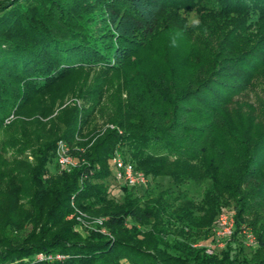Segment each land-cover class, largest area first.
Masks as SVG:
<instances>
[{"label":"trees","instance_id":"obj_1","mask_svg":"<svg viewBox=\"0 0 264 264\" xmlns=\"http://www.w3.org/2000/svg\"><path fill=\"white\" fill-rule=\"evenodd\" d=\"M194 7L229 21L219 50L223 55L214 63L211 78L178 94L176 102H167L170 112L146 117L144 111L121 103L109 118L114 128L89 130L97 106L93 102L87 109H65L57 117L64 129L55 127L46 139L19 131L23 109L48 88L85 70H115L128 58L125 47L101 45L106 34L97 36L99 22L91 15H100L98 21L116 43L145 45L156 34L165 8L184 12ZM251 22L254 37L248 34ZM255 87L264 92V0L1 1L0 133L6 125L17 133L0 149V184L8 186L0 191V264H264V230L249 259L232 252L233 241L219 253L193 247L201 239L214 241L213 234L205 236L225 203L236 204L233 234L240 233L243 192L257 176L259 158H264V131L257 132L264 103L253 108L255 104L239 98ZM179 103H187L196 119L177 118ZM227 112H240L245 123L241 132L221 130ZM58 141L66 144L76 165L50 174L46 165L55 159ZM9 148L14 151L7 157ZM224 149L240 157L236 166L219 161ZM26 152L32 162L23 157ZM116 153L146 176L144 186H121L115 173L116 184L107 183ZM158 178L172 186L152 189ZM187 182H209L200 201L179 190ZM116 187L120 202L111 198ZM85 215L100 217L101 223L85 231L80 223Z\"/></svg>","mask_w":264,"mask_h":264},{"label":"rangeland","instance_id":"obj_2","mask_svg":"<svg viewBox=\"0 0 264 264\" xmlns=\"http://www.w3.org/2000/svg\"><path fill=\"white\" fill-rule=\"evenodd\" d=\"M69 1L75 2V0ZM90 17L92 21L99 22L97 36H100L101 32L106 34L100 39L101 45L105 49H108L107 47L112 48L115 45L125 47L129 50L126 53H129L128 58L112 71L95 68L67 76L34 98L23 109L19 131L32 134L36 140L46 139L55 127L63 130L64 127L60 125L61 121L57 120V117L69 107L75 106L78 109H87L91 107L93 102H96V110L89 119L88 129L97 131H104L106 127L114 128L112 123H109V118L113 114L114 108H118L121 103L144 111L142 113L146 117L157 116L164 111L170 112V108L167 107L168 101L176 102L175 98L181 96L178 94L190 91L198 82L208 77L211 78L210 74L215 70L214 63L220 61V54L223 55V53H219V50H222L221 42L224 40L225 30H227L225 25L229 24L227 19L222 20L203 15L197 7L184 12H172L170 9L165 8L159 15L157 31L151 40L145 45L129 46L116 43L108 37L109 30L104 23L98 21L100 18L98 13H94ZM248 25H251L248 34H252L251 36L254 37L256 27L252 22ZM224 28L225 30H223ZM227 48L230 47L227 46ZM213 64L214 66H212ZM261 88L255 87L248 90L239 98L249 105L255 104L254 106L251 105L254 108L258 103H264V92L261 91ZM151 109L153 111L150 113ZM192 110L187 103H179L174 110V115L179 119L192 121L196 119ZM221 118L220 122L222 124L219 126L223 132L230 131L237 134L238 131L243 130L245 123L241 119L240 112L236 113L235 116L227 112ZM11 119L12 117L6 120L5 124H9ZM54 119L57 120V123ZM32 120H38L42 124L37 125ZM214 120L210 119L209 123L217 129ZM167 121L168 118L163 120L164 123ZM259 122L257 132L264 131V121L259 120ZM39 127L43 129L37 131V129H40ZM16 133L13 125H6L4 131L0 133V149L4 144L3 142ZM13 151V148L7 149L6 156L8 157ZM25 154L23 157L32 162V155L29 152ZM224 156L228 157L225 158ZM217 157L219 161L225 159L230 167L236 166L240 160L235 152L233 153L228 149H224L223 155H217ZM259 159L257 176L243 192V224L239 235L234 236L233 234L236 204L233 202L225 203V207L216 214L213 224L205 236L219 235L217 240L209 242L201 239L202 241L195 242L193 247L199 248V246H202L207 249L211 245L214 249H219L218 245H220L222 249L215 251L219 253L221 250H225L227 245L233 241L236 251L232 252H240V257L246 259H249L257 250V236L261 230H264V158ZM46 168L50 174L60 171L55 159L49 162ZM111 171L112 173L106 181L115 185L116 181L114 182L113 179L114 169H111ZM6 185V183H1L0 191L6 192V188H8ZM208 185L209 182L200 185L187 182L179 190L185 193L189 199L198 202ZM171 186L166 178H158L151 182V188L156 191H162ZM256 189H259L258 195ZM139 195H142V191L139 192ZM111 198L117 202L121 201L122 194L119 187L112 190ZM81 220L80 223L85 226L83 228L85 231L90 229L92 223L95 222L97 225L101 223L100 217L96 216H81ZM216 226L217 229H215ZM83 229L79 226L75 227L78 232H82ZM239 247L244 249L239 251ZM237 262L239 263L238 260Z\"/></svg>","mask_w":264,"mask_h":264},{"label":"built area","instance_id":"obj_3","mask_svg":"<svg viewBox=\"0 0 264 264\" xmlns=\"http://www.w3.org/2000/svg\"><path fill=\"white\" fill-rule=\"evenodd\" d=\"M68 150V147L62 141H59L57 143L55 151V160L59 168L65 171L71 170L76 165L72 157L69 155ZM111 162L114 168L115 180L121 186L137 187L144 186L147 183L146 176L142 172L136 170L130 162L125 161L119 153H116L113 156ZM215 229H217V226ZM217 236L219 237V235ZM217 236L214 235V240H217ZM218 248L220 249L221 246L218 245ZM219 249H214L213 246H211L206 249V252L212 254L214 251H217ZM47 259L49 260L51 259V257H48ZM56 259H61V257L56 256Z\"/></svg>","mask_w":264,"mask_h":264}]
</instances>
